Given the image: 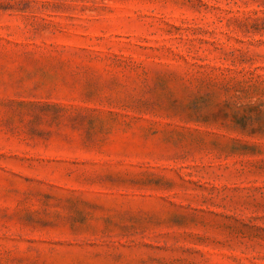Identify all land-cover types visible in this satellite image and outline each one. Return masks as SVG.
I'll use <instances>...</instances> for the list:
<instances>
[{
    "label": "rangeland",
    "instance_id": "374dc122",
    "mask_svg": "<svg viewBox=\"0 0 264 264\" xmlns=\"http://www.w3.org/2000/svg\"><path fill=\"white\" fill-rule=\"evenodd\" d=\"M0 264H264V0H0Z\"/></svg>",
    "mask_w": 264,
    "mask_h": 264
}]
</instances>
